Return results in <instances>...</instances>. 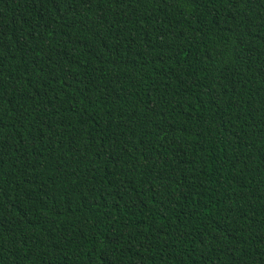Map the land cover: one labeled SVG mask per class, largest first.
Segmentation results:
<instances>
[{
    "label": "trees",
    "instance_id": "1",
    "mask_svg": "<svg viewBox=\"0 0 264 264\" xmlns=\"http://www.w3.org/2000/svg\"><path fill=\"white\" fill-rule=\"evenodd\" d=\"M0 264H264V0H0Z\"/></svg>",
    "mask_w": 264,
    "mask_h": 264
}]
</instances>
